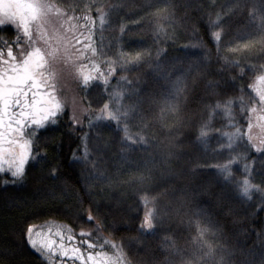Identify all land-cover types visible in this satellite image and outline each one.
<instances>
[{
  "label": "trees",
  "instance_id": "obj_1",
  "mask_svg": "<svg viewBox=\"0 0 264 264\" xmlns=\"http://www.w3.org/2000/svg\"><path fill=\"white\" fill-rule=\"evenodd\" d=\"M47 2L60 9L70 22L71 33L80 37L81 44L74 43L72 48H81L88 34L83 17L90 15L96 21L92 40L97 55L88 52L89 59L83 62L90 65L95 60L109 82L93 81L84 88L80 79L68 74V92L76 105L64 98L65 111L55 124L35 131L31 139L34 158L26 164L22 178L14 180L7 171L0 174V264H48L30 247L26 232L29 225L50 221L77 234L88 232L84 237L96 244L105 239L119 242L131 264H176L173 252L164 249V237L141 230L144 211L140 206L129 197L121 200V193L107 199L90 193L74 165L85 143L82 138L90 130L91 93L112 91L126 79L148 133L171 155L167 168L172 176L155 183L152 192L162 208L166 204L164 235L187 248L196 237V218L203 217L224 245L225 254L228 248L239 264L243 259L246 264H262L263 208L257 202H245L203 163L197 136L217 103L245 97L249 107L254 103L259 107L249 85L263 74L264 0H117L111 14L112 33L123 37L121 45L129 55H148L121 70L112 64L111 75L108 59L101 53L104 31L99 13L66 0ZM214 24L220 33L218 41L213 39ZM17 35L7 26L0 28V40L11 44L18 56L13 43ZM3 42L0 50L7 59ZM20 46L26 47L23 36ZM175 76L182 85L177 95H171L169 86ZM73 115L83 122L82 128L71 122ZM250 149L253 156L258 154ZM157 168L164 170L163 165Z\"/></svg>",
  "mask_w": 264,
  "mask_h": 264
},
{
  "label": "snow or ice",
  "instance_id": "obj_2",
  "mask_svg": "<svg viewBox=\"0 0 264 264\" xmlns=\"http://www.w3.org/2000/svg\"><path fill=\"white\" fill-rule=\"evenodd\" d=\"M53 12L59 14L60 9L48 3L47 0H0V28L7 26L18 34L14 37L13 43L17 46L19 59L13 53L11 44L0 40L7 47L8 57L4 59V53L0 50V174L7 171L14 180L24 176L27 162L29 159L34 158L30 137L35 134L36 130L46 128L48 124L54 125L57 117L65 111V103L57 95L55 65L60 63L70 67L79 77L84 88H87L93 81H100L104 85L109 82L108 76L100 71L95 60H91L90 65L78 63L81 60L89 59L85 55L88 52L93 57L97 55V48L92 40V32L96 21L90 15L83 17L87 22L85 27L88 34L84 36L83 46L76 49L78 54L73 55L70 51L73 47L71 41L61 36L55 28L52 29V35L49 36L44 27L47 17L52 15ZM97 12L99 13V23L103 27L106 14L102 9H97ZM123 30V27H121V31ZM33 35H35V39H33ZM21 36L26 39V47L20 46ZM219 37V32L213 34L214 40L218 41ZM75 41L76 44H81L80 37H76ZM40 42H43L45 47H38L37 44ZM260 43L264 44V38L261 39ZM145 55H148V53L137 52L135 56H131L128 53L121 52L119 58L123 67L129 63H139ZM106 63L109 65L108 74L111 75L115 71L111 66L114 61L108 60ZM122 79L126 78L122 77ZM249 87L257 97L259 107L254 103L247 109L250 115L246 119V131H242L239 126L232 125L235 127V131L223 134L228 139L227 145L223 147L233 150V144L237 140L246 138L247 144L257 153H264V138L258 140L252 134L254 127H259L264 132V74L257 76L255 82ZM121 96V92H114L110 97L115 99L112 106L109 103H104L96 111L89 109L91 112L88 117L89 127L94 126V121L112 122L123 133V141L130 145L144 143L145 137L143 135L139 132L133 134L126 123L121 124L122 120L126 121L128 119L129 114L134 109V106L131 105H121L119 103ZM240 103L241 112H244L245 102L242 97ZM231 105L232 101L228 100L223 105L217 103L215 108L222 109L231 121ZM71 122L78 127H83V122L78 121L74 115L71 117ZM26 129L28 130L27 134ZM205 135L206 133L201 130L200 136ZM87 155V146L84 145V157L82 158L86 159ZM237 161H247L246 155L232 156L226 163L216 165V168L227 180L231 178L230 169ZM242 167L246 175L242 180L236 182L241 194L248 197L253 190L261 191L259 186L252 184L249 178L251 163L245 162ZM142 199H145V203H147L146 198ZM155 218V213L151 209L146 210L140 224L141 230L153 229ZM87 219L90 222L92 221L90 215ZM34 227L29 225L27 229V241L32 249L48 261V264H56V257H59L61 262L72 260L78 261L79 264H125L122 250L111 241L105 240V244L113 248V255H108L103 251H96L95 253L87 251L85 253L82 252L79 246H74L77 244L74 236L68 235L65 237L59 226H57L55 233L52 232L51 227L47 232H34ZM207 231L208 229L201 228L199 230L200 237H203ZM53 235L59 237V242L52 239ZM79 235L88 236L90 233L81 230ZM65 239L68 241L67 246L64 243ZM83 245L86 249L97 247L88 240L83 241ZM102 247L103 245H101ZM202 261L204 264H227L224 256L217 257V249L203 239L199 243V254H193L191 259H184L182 264H201Z\"/></svg>",
  "mask_w": 264,
  "mask_h": 264
},
{
  "label": "rangeland",
  "instance_id": "obj_3",
  "mask_svg": "<svg viewBox=\"0 0 264 264\" xmlns=\"http://www.w3.org/2000/svg\"><path fill=\"white\" fill-rule=\"evenodd\" d=\"M116 1L117 0H66L69 5L85 9H94L96 11L97 9H102L105 12V24L102 27L104 34L101 39V53L108 60L114 61L113 64L115 67L121 70L127 66L124 65L122 67L119 58V53H126L124 46L121 45L123 37H119V34H113L111 30V14L116 11ZM69 23V20L65 19L62 13L57 14L53 12L52 15L47 17L44 27L49 36L52 35V29L55 28L61 36L65 37L68 41H71V44H74L76 43V37L71 33V26ZM216 26L217 25L214 24L213 34L218 32ZM33 39H35V35H33ZM37 46L42 48L45 47L43 42L38 43ZM76 49L78 48L70 49L73 55L78 54ZM17 58L19 59V55ZM84 62L81 60L78 63ZM84 64L87 63L85 62ZM55 71L57 73L55 83L58 97H60L63 101L65 100L64 98L67 97V101L69 100L70 103L76 105L75 98L68 92L69 79L67 75L72 74L73 79H79V77L70 67L60 63L55 65ZM261 72L264 74V67ZM175 77L176 81L169 86L171 95H177L182 85V81L179 76ZM130 87L131 85L126 79L121 81L118 88L113 87L112 91L100 92V94L97 90L93 91L90 96L91 100H89L94 107V111H96L101 108L104 103H109V105L112 106L115 103V99L114 97L110 98L111 94L114 92H121L122 96L119 103L125 106H134V109L129 114L128 119L126 121L122 120L121 124L126 123L130 132L133 134L139 132L145 137V142L130 145L122 140L123 133L119 131L112 122L94 121V126L90 127L84 143V145L87 146L88 152L86 159L82 158L84 157L83 146L82 152L74 160V165L80 172L87 189L90 193L96 192L101 197H105L106 199L115 193H121L125 195L120 197L121 200L125 197H129L132 202L143 209L144 213L146 210L151 209L155 213L156 218L153 221L154 228L150 231L158 236L164 237V239L167 240L164 241V249L173 252V255L177 258L176 264H182L184 259H191L193 254H199V243L201 239L211 243L214 248L217 249V257L223 255L227 264H239L235 257L232 258L231 252L228 251V248L226 250L227 254L224 253V245L219 244V237L211 232V226L203 217L196 218V237L189 243V245H187V248L182 245L179 246L174 243L173 240H169L164 235L168 228V225L165 223V219L163 218L165 217L164 209L166 204L164 205V208H162L163 206H160L156 196H154L152 192L155 188L154 185H157L155 183L172 176V171L167 168V163L171 155L168 151L162 149L163 147L161 148V146L156 143L155 139L148 133L147 127L144 124L145 119L143 115H141L139 103H137L138 101L135 98L136 96L133 95ZM62 92L65 94V97H63ZM242 98L245 102L244 112H241L240 98L231 100V121L222 109H216L215 105L211 108L198 132L197 144L203 156V163L214 170L218 179L231 186L245 202H257L259 207L264 210V153H258L256 156H253L250 149L251 146L247 144L246 139L237 140L233 144V150H228L223 147L228 143L227 137L223 134L235 131V127L232 125L239 126L241 130L244 131V122L247 119V109L250 105L247 98ZM225 102L226 101L220 102L219 104L223 105ZM201 130L206 133L203 137L200 136ZM25 131L27 134L28 130L26 129ZM253 134L259 138L264 137V132H262L259 127H254ZM30 138L32 139V136ZM5 147H7V145H5ZM16 150L18 151L19 149L17 148ZM238 154L246 155L247 161L235 162L230 169L232 176L226 180L223 174L217 170L216 165L224 164L230 157L237 156ZM245 162L251 163V174L249 176L251 183L258 185L261 189V191H251L248 197H244L241 194L236 183L237 181L242 180L246 175L242 167ZM158 165H163L164 170L162 171L161 169H158ZM152 172L154 175H152ZM142 198H146L147 203H145V199ZM94 202L99 204V202H96L95 200ZM57 226H59L60 231L65 235V237L68 235L74 236L75 241L77 242L74 246H79L82 252L86 253L87 251H92L95 253L96 251H103L108 255L114 254L113 248L108 244H105L106 239L97 244L91 241V243L97 245V247L93 249H86L83 245V241H90L89 239L84 236H80L67 226L58 222L50 221L40 224L34 227V232H47L51 227L52 232L55 233ZM201 228L208 229L203 237H200L199 235V230ZM262 233L263 245L261 251L264 255V230ZM52 239L59 242V237L53 235ZM107 241H111L122 250L125 257V264H131L119 242L110 239ZM64 243L66 246L68 245L67 239H65ZM101 245H103L102 248ZM230 249L233 248L230 247ZM55 260L56 264H79L78 261L72 260H64L61 262L59 257H56ZM201 264H204V262L202 261ZM240 264H246L245 259L241 260Z\"/></svg>",
  "mask_w": 264,
  "mask_h": 264
}]
</instances>
